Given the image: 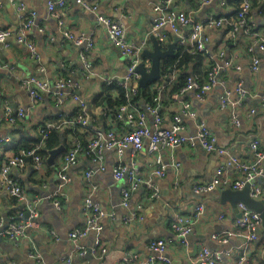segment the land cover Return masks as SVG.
<instances>
[{"label":"crops","instance_id":"crops-1","mask_svg":"<svg viewBox=\"0 0 264 264\" xmlns=\"http://www.w3.org/2000/svg\"><path fill=\"white\" fill-rule=\"evenodd\" d=\"M52 1L56 0L0 2V27L10 28L15 34L22 23L19 6L23 4L27 11L36 12L35 25L28 33V39L35 44L40 55L39 61L32 59L29 48L19 44L14 36L8 40L9 45L0 44V142L2 139H9L0 143V161L12 156L22 139H38L41 134L40 126L46 122H54L60 132L70 129L67 123L57 120V117H65L73 112L77 107L75 102L68 101L57 106L51 93L43 92V100L32 105L26 89L21 85L22 78L33 74L54 83L58 78L68 77L83 68L81 53L86 43L76 44L65 36V31L94 37V48L88 53L93 72L88 78L80 79L82 86L79 90L89 111L103 118L101 112L105 104L93 105V102L99 100L102 94L103 97L107 96L105 85L109 86L114 81L120 82L127 74L128 59L111 43L106 28L96 14L78 6L75 0H68L66 7L59 8L61 17L57 18L48 10V4ZM91 1L99 4V14L124 24L131 42L138 46L145 42L143 50H153L155 47L154 40L150 39L152 23L157 15L155 5L164 6L165 11L172 8L186 11L195 22H204L210 17L218 16L234 18L236 10L229 0L223 5L222 0H212L209 4H203L202 0H170L168 6L165 5L167 0ZM251 23L255 29L264 32V14H260L258 6L252 8ZM183 30V35H179L169 27L163 28L162 32L167 34V38L161 44L162 50L167 49L179 36L185 38L190 32L189 27H183ZM251 42V37L243 32H239L236 37L230 35L229 26L211 30L205 67L219 57L221 52L223 60L220 61L231 60L233 66L220 70L221 82L203 100L197 99L192 91L185 93L179 100H174L167 92L162 98L160 108L163 124L167 127L173 116L181 112V103L188 101L197 116L214 132L218 146L227 148L243 163L256 161L250 147L251 142L254 139L264 142V103L261 99L264 92V57L259 51H248L247 47ZM255 56L261 58L257 71L251 69ZM149 61L147 58L144 64ZM236 66L241 68L237 69ZM150 67L145 66L148 70ZM178 76L177 70L167 76H163L161 72V77L150 82L147 87L150 85L151 89L156 90L161 85L176 81ZM240 83L246 93L240 99L241 123L236 125L232 122V111L220 108L219 97L226 91H231L233 97L239 99L236 88ZM109 93L111 98L121 95L118 88L110 90ZM128 103L133 104L140 112L144 113L146 109V105L143 108L139 106L142 103ZM7 106L16 110L19 107L24 108L26 118L13 124L7 123L3 119ZM251 108H255L256 112L251 120H247L245 113ZM146 115L148 125H153V116ZM182 121L187 132L195 135L196 119L189 114H183ZM99 128L104 129L102 126ZM65 152L66 146L53 164L45 161L41 172L35 169V162L31 160L25 168L12 170V175L21 181L29 196L42 198L38 204L39 225L28 227L26 237L22 240L6 237L0 239V264H65V257L72 253H76L72 257L73 264H121L124 257L132 255L146 261L155 256L149 244L156 239L168 242L165 256L173 264H201L199 257L204 247L211 251L230 252V255H224L217 264H238L240 256L245 252L247 261L243 264H264V228H260L259 239L251 243L250 250L245 251V233L236 226V219L240 215L239 205L235 210L230 202L221 203L220 192L224 190L222 188L204 194L194 192V186L210 181L219 167L225 169V175L229 179L240 178L238 168L228 165L226 155L209 152L197 142L155 152H150L147 146L138 152L128 150L122 158V164L129 171L135 170L142 178L151 176L157 166L158 156L168 165V169L164 176L153 177L158 189L157 197L149 198L145 187L141 186L132 192L129 205L125 207L122 205V188L127 185L128 176L115 179L113 168L120 161L114 151H106V170L96 172L90 180L85 177V172L93 168L94 164L83 152L79 162L69 169L71 180L66 187L68 200L60 208L48 196H53L56 192L58 170ZM176 163L180 165L176 166ZM262 166L264 169V161ZM255 183L262 187L263 193L259 199L264 200V171L256 178ZM88 194H91L93 202L100 207L101 214L98 215L97 224L101 229L98 231L93 228L87 236L80 239L81 249L78 250L76 243L70 238V233L86 226L82 205ZM140 204L142 209L139 208ZM200 204L203 210L197 213L195 209ZM23 210L25 209L16 198L0 189V217L7 221L11 215H15L16 219L25 220L24 215L20 217ZM136 211L138 215L133 216ZM179 215L188 216L192 220V232L183 239L176 235L172 227ZM228 232L232 233L228 242L214 237V234L220 236ZM97 241L106 249L105 253L97 247ZM32 250H37L41 258H31L29 253ZM80 250L85 251V254L80 255ZM155 264L168 263L156 259Z\"/></svg>","mask_w":264,"mask_h":264},{"label":"built area","instance_id":"built-area-1","mask_svg":"<svg viewBox=\"0 0 264 264\" xmlns=\"http://www.w3.org/2000/svg\"><path fill=\"white\" fill-rule=\"evenodd\" d=\"M68 0H56L49 2L48 10L51 14L57 18L61 17L59 8H64L67 5ZM167 0L165 5L168 6ZM1 2V0H0ZM76 4L82 7L84 10L92 14H96L98 20L104 25L107 31V35L111 43L120 51L122 56L128 59L127 74L120 83L130 90L133 94L139 87V79L141 77L137 68L140 63H144L142 57L143 47L145 42L140 46L131 42L127 37V31L122 22L111 19L105 15L99 14V4L92 2L91 0H75ZM171 2V1H170ZM203 4H209L212 0H202ZM263 3L264 0H242L239 9L237 10L234 18H227L225 16L210 17L204 22H195L194 19L183 10L170 9L164 10V6H154V10L157 12L156 17L153 20L150 30V36H154L160 44L166 42L167 34L162 32V29L169 27L174 33L183 35V27H189L190 32L184 38L181 39L178 44H184L186 48L193 54L198 52L208 53V44L210 42V31L214 28H221L224 26L230 27V35L236 37L239 32H243L249 35L252 39L251 44L247 47L248 51L261 52L264 57V32H260L251 23V12L255 3ZM226 0H222L221 4H225ZM21 27L15 34L10 28L0 27V44L2 46L9 45L8 40L11 37H15L19 44L26 45L30 52L31 57L35 61H39L40 55L36 49L35 44L28 39V33L35 25L36 12L27 11L25 5L19 6ZM65 36L74 41L78 45L86 43L84 51L81 53V61L83 68L80 71L72 73L68 77L58 78L54 83L49 82L47 79H43L37 75H30L21 79V85L26 89L30 102L32 105L43 100V92H50L52 98L56 101L57 106H62L68 101H73L79 107L81 113L69 120H65L70 127L77 128L76 131L88 130L91 126V119L87 103L80 95V88L82 86L81 78H88L92 75V62L89 58V51L94 48V37L87 36L84 33L75 34L72 31H65ZM175 50V48H174ZM223 52L219 53L214 61L216 62L209 70L208 78L205 83H201L199 78L190 76L186 86H184L180 92L172 95V98L179 100L185 93L192 91L199 100H203L205 96L214 89L221 81L219 78L220 70L233 66L231 60L221 62ZM223 60V59H222ZM261 58L258 56L253 57L251 69L257 71ZM148 63V62H147ZM145 66L150 67V61ZM240 69V66H236ZM42 69V68H41ZM43 71V69L41 70ZM191 74V73H190ZM78 75L80 76L78 78ZM173 80V79H172ZM169 80V81H172ZM170 83V82H169ZM168 83V84H169ZM166 84L159 86L157 95L154 98L153 103L146 104V109L143 112L137 110V108L131 103H125L122 105H113L104 115L109 118L110 114L114 113L115 119L121 121L123 125H117L112 123V128L109 130L97 128L94 134L89 136L86 145L78 140L74 134H72L67 141L68 146L66 152L62 157V162L58 170V183L56 192L53 196H48L55 201L56 206H63L68 195L66 187L68 186L71 178L69 175V169L76 165L80 160V155L85 152L91 159L94 167L85 172V177L90 180L92 176L98 171H105L106 164L104 156L106 151L112 150L119 159V164L113 168V175L115 179H122L128 176L127 185L122 188V205L127 207L130 202L132 192L139 187L144 186L149 198H155L158 196V189L154 183L153 177H162L165 175L168 165L165 164L161 157L156 158V168L152 171L151 176L147 178L140 177L135 170H128V168L122 164V158L128 150L138 152L145 146L148 147L150 152H155L160 149H173L184 144L199 143L205 150L209 152H217L219 154L226 155L228 158V165H234L241 173L240 178L231 180L225 175V169L219 167L213 178L205 183L196 184L194 186V192L198 194L207 193L218 188H231L235 190L242 189L247 183L251 185L252 197L259 199L263 193L262 187L255 183L257 177L263 174L262 162L264 161V142L260 139H254L250 147L254 151L256 161L252 163H243L232 155L227 148L218 146L217 137L214 132L208 127L206 122L197 116V113L192 108L188 101L181 103V112L173 116L171 122L167 127L164 126V118L162 116L161 102L165 94ZM239 94V99L234 98L231 91H226L219 97V106L221 109H230L232 111V122L236 125L241 123V108L240 99L245 95V89L242 84H238L236 88ZM262 102L264 103V92L261 95ZM256 110L251 108L245 113L247 120H251ZM151 114L153 116V125L149 126L146 120V115ZM189 114L191 118L196 119V134L191 135L187 132L185 125L182 121V115ZM27 116L26 110L19 107L17 110L11 106L6 107L4 114V120L7 123L13 124L18 120L25 119ZM113 121V119H111ZM124 125L127 127H124ZM54 123L48 124V128L41 130L42 138L44 139L48 135V130L54 127ZM9 139H2L0 143L8 141ZM29 160L35 162V169L41 172L45 167L46 160L36 153V150H21L18 154H13L7 157L5 160L0 161V189L9 196L16 198L18 202L23 206V212L20 217L24 215L25 220L11 215L6 221L3 217H0V238L6 237L14 240H22L26 237V230L28 227H37L39 225L38 218V204L42 198L38 196H29L21 181L12 175L14 168L23 169L26 167ZM176 163V166H179ZM240 215L236 219V226L239 231L245 233L244 249L250 250L251 243L259 239V230L262 227V218L259 213L250 210L246 205L239 204ZM83 211L86 215V226L83 228H77L70 233V238L76 244V249H81L79 240L87 236L91 229L96 228L98 231L101 226L97 224L98 215L101 214L100 207L97 203H94L91 194H88L83 201ZM139 208L143 206L140 204ZM203 206L200 204L196 207L195 211L201 213ZM25 212V213H24ZM28 214V216H27ZM137 211L133 213V216H137ZM224 215L222 216V218ZM142 218V217H141ZM173 230L180 238H185L192 232V220L185 215H179L172 224ZM53 232V231H52ZM232 233L227 234H214L215 238H221L222 241L228 242L231 239ZM97 247L101 249L102 253L106 252V249L100 245L97 241ZM168 242L164 239L152 240L149 244V248L155 253L154 257L147 259L146 261L140 260L137 255L126 256L123 258L121 264H155V260L165 261L168 264H173L165 255L167 251ZM80 255H84L85 251L80 250ZM76 253L69 254L65 257V264H73L72 257ZM33 259L41 258V254L37 250H32L29 253ZM224 255H230L229 251H211L208 248H202V253L199 257L201 264H217L222 260ZM247 261L246 252L239 258L238 264H243Z\"/></svg>","mask_w":264,"mask_h":264},{"label":"trees","instance_id":"trees-1","mask_svg":"<svg viewBox=\"0 0 264 264\" xmlns=\"http://www.w3.org/2000/svg\"><path fill=\"white\" fill-rule=\"evenodd\" d=\"M230 4H233L236 7L234 16H236L237 10L240 7L242 0H229ZM254 6H258L260 14H264V4L263 3H255ZM204 52H198L196 54L191 53L184 44H178L175 47L174 54L171 56H167L162 61L161 65V72L163 76H167L172 71H178L179 76L177 77L176 81H172L169 84H166L165 93L173 94L180 92V90L186 86L188 77L193 76L199 78L201 83H205L207 80V76L209 73L210 68L216 63L214 60L211 61V64L208 67H205V60L206 56ZM147 58H143L145 61ZM189 70V71H188ZM191 72V74H190ZM170 80V79H169ZM109 86L105 85V90L108 92L107 96L101 98L99 100H95L93 105H102L105 104L103 107L101 116H97L95 113L89 111L90 119H91V126L88 130H81L80 132L76 131L77 128L82 129L81 127H70L69 130L65 132H60L57 127H51L48 130V135L44 139L42 138V134L38 139H22L18 142L17 146L14 149V155L20 153L21 150L29 151V150H36V153L42 156L44 159L47 157L50 150L64 144L66 147L68 146L67 141L69 140L70 135L74 134L78 140L83 142L85 145L87 143V139L89 136L94 134L96 129L99 126L104 127V129L109 130L112 128V123H116L114 113L110 114L109 118L104 115V112L107 111L113 105H122L128 103L130 101L137 102L143 108L144 105L153 103L154 98L157 95V90L151 89L150 85L145 88L138 87L137 91L133 94L130 90L125 88L119 81H114L113 83L108 84ZM172 85V87H171ZM118 88L121 92V95L117 98H111L109 91ZM171 90V92H169ZM175 100V99H174ZM92 105V104H91ZM93 108V107H92ZM81 113L79 107L77 106L73 112L65 117H57V120L65 121L72 119L78 116ZM113 119V121L111 120ZM19 121V120H18ZM17 121V122H18ZM54 122H46L40 126V133L41 130L48 128V124ZM117 125H123L121 121H117ZM46 160V159H45ZM264 262V261H263Z\"/></svg>","mask_w":264,"mask_h":264},{"label":"water","instance_id":"water-1","mask_svg":"<svg viewBox=\"0 0 264 264\" xmlns=\"http://www.w3.org/2000/svg\"><path fill=\"white\" fill-rule=\"evenodd\" d=\"M150 39L154 40L155 47L153 50L144 49L142 52V57L150 59L151 67L148 70L145 68L144 63H140L137 68V71L141 75L139 79V86L141 88L147 87L150 82L158 80L161 77L162 60L167 56H171L174 54V48L181 38H177L165 50H162V45L153 35L150 36ZM64 149L65 146L63 144H61L58 148L52 149L46 160L47 163L53 164L57 155ZM220 200L223 204L230 202V204L235 210L238 208V205L242 203L246 205L250 210L259 213L262 218V228H264V200L252 197L250 183H247L240 190H235L231 188H226L222 190L220 192ZM259 231H261V229Z\"/></svg>","mask_w":264,"mask_h":264},{"label":"rangeland","instance_id":"rangeland-1","mask_svg":"<svg viewBox=\"0 0 264 264\" xmlns=\"http://www.w3.org/2000/svg\"><path fill=\"white\" fill-rule=\"evenodd\" d=\"M196 193V192H195ZM196 194H198V193H196ZM204 194V193H203Z\"/></svg>","mask_w":264,"mask_h":264}]
</instances>
